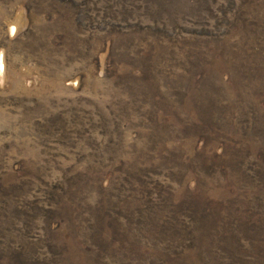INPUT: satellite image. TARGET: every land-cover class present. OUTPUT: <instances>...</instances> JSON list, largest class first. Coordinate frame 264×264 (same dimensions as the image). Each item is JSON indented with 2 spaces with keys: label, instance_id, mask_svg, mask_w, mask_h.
I'll use <instances>...</instances> for the list:
<instances>
[{
  "label": "rangeland",
  "instance_id": "rangeland-1",
  "mask_svg": "<svg viewBox=\"0 0 264 264\" xmlns=\"http://www.w3.org/2000/svg\"><path fill=\"white\" fill-rule=\"evenodd\" d=\"M0 264H264V0H0Z\"/></svg>",
  "mask_w": 264,
  "mask_h": 264
}]
</instances>
